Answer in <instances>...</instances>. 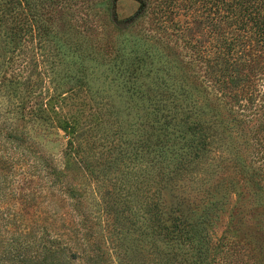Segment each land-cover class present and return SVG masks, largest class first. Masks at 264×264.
I'll return each instance as SVG.
<instances>
[{"label":"trees","instance_id":"1","mask_svg":"<svg viewBox=\"0 0 264 264\" xmlns=\"http://www.w3.org/2000/svg\"><path fill=\"white\" fill-rule=\"evenodd\" d=\"M69 53L85 88L95 73L105 80L112 72L137 110L124 147L110 143L106 152L123 168L91 164L82 123L63 116L59 101L51 105L63 95L53 77H72L70 67L59 69ZM156 55L176 72L142 74ZM0 96L4 264H112L109 249L116 264H207L201 222L181 210L164 221L161 197L190 172L218 124L241 139L246 179L264 194V0H0ZM28 123L70 133L58 158L34 146ZM93 196L113 215L109 231ZM224 252L217 264H261L249 242Z\"/></svg>","mask_w":264,"mask_h":264},{"label":"rangeland","instance_id":"2","mask_svg":"<svg viewBox=\"0 0 264 264\" xmlns=\"http://www.w3.org/2000/svg\"><path fill=\"white\" fill-rule=\"evenodd\" d=\"M116 8L118 13L125 14L127 11L126 6L122 4L117 5ZM128 9H132V6ZM102 12L106 16L105 21L102 20V22H107V20L111 22L114 9L113 12L111 8L102 10ZM102 12L97 11V16L103 15ZM143 24H146V20ZM114 37V34L111 35V38ZM159 49L160 53L166 54L165 49L161 47ZM71 56L70 54L63 58L64 61L59 69L62 65L70 67L72 77L64 76L63 72H58L53 77L55 83L59 84L58 92H63V95L57 97V100L55 99L51 105L59 101L56 106L63 109V116H75L78 122L82 123V128L85 129L82 138L88 142L84 152L91 164L98 165L97 168L100 169L108 167L113 170L114 166L117 167L116 169L123 168L120 162L113 160L116 156L114 151L106 152L110 149V143H112L111 146L124 147L120 138L129 132V122H137V110L124 97L121 84L110 82V79L115 76L112 72L105 73L107 78L105 80L95 73L98 80L91 78L89 90L85 88L81 83L82 79L78 77L80 76L76 69L78 61L76 60V65H74L72 63L74 59ZM163 59H158L156 55L153 61L154 65H144L142 74L156 73L155 70H159L158 74H165L162 70L169 71V73L176 72V68L172 65L167 64L164 67ZM37 71L35 68L33 69V73ZM46 87L52 92L51 84L47 83ZM0 101L6 106L5 98L0 96ZM135 128L134 125L133 130ZM48 130L45 125L41 124L28 123L26 125V132L34 146L38 147V150L45 155L58 158L64 150L67 140L70 139V133L55 128ZM117 132L121 133L116 135ZM212 135L214 137L208 141L206 151L192 165L190 172L183 178L168 184L162 191L164 221L169 223L167 216L171 214V211L181 210L188 216L189 222L194 221V224L201 222L206 235L207 253L205 257L207 264L224 261L223 258L226 255L224 250L233 243L244 244L247 242L255 247L257 258L262 264L264 263V194H257L246 179L252 170L249 165V152H241L239 148L241 139L238 140L234 133L222 129L219 124L215 125ZM130 137L134 139L136 135L133 134ZM103 138L106 140L103 141L105 146L102 147L99 146V139ZM92 142L95 143V146L86 154ZM102 153L103 156H101ZM120 156L122 155L120 154L118 157ZM95 161H98V164H95ZM81 182L84 183L81 188L88 187L87 182L83 180ZM81 192H84V189ZM47 201L48 198L45 204ZM89 204L93 211L105 207L101 226L107 230V226L112 224L113 215L106 209V204H102L98 196H93ZM187 210H192L194 214L186 213ZM109 230L110 227L107 231ZM108 254L112 264H116V256L112 254V249L108 250ZM239 256L245 257L244 262L247 260L246 255L239 253ZM240 261L238 263L242 264ZM0 264L4 263L0 262Z\"/></svg>","mask_w":264,"mask_h":264}]
</instances>
